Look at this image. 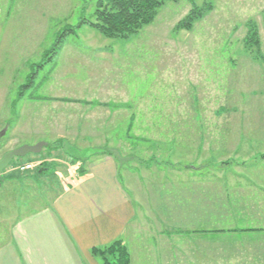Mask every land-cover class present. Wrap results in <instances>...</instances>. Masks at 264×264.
Returning <instances> with one entry per match:
<instances>
[{
    "label": "rangeland",
    "instance_id": "374dc122",
    "mask_svg": "<svg viewBox=\"0 0 264 264\" xmlns=\"http://www.w3.org/2000/svg\"><path fill=\"white\" fill-rule=\"evenodd\" d=\"M98 1L0 0V159L25 145L52 147L0 174V245L67 180L106 160L142 215L122 242L129 264H173L179 240L152 228L180 226L183 213L228 211L227 182L211 172L264 184V0L166 2L127 39L88 26ZM207 6L189 30L177 28ZM249 23L258 48L245 43ZM76 26L17 97L57 35Z\"/></svg>",
    "mask_w": 264,
    "mask_h": 264
},
{
    "label": "crops",
    "instance_id": "0c3cea01",
    "mask_svg": "<svg viewBox=\"0 0 264 264\" xmlns=\"http://www.w3.org/2000/svg\"><path fill=\"white\" fill-rule=\"evenodd\" d=\"M87 168L84 176L65 182L50 207L11 226L8 240L0 245V264H98L92 248L123 242L130 227L141 220V211H134L113 163L103 160ZM218 173L211 176L223 185L227 182L223 191L230 199L228 211L183 213L186 223L152 230L169 242L179 240V257L173 264H264V184L236 171L227 177Z\"/></svg>",
    "mask_w": 264,
    "mask_h": 264
},
{
    "label": "trees",
    "instance_id": "16d2710c",
    "mask_svg": "<svg viewBox=\"0 0 264 264\" xmlns=\"http://www.w3.org/2000/svg\"><path fill=\"white\" fill-rule=\"evenodd\" d=\"M177 0H101L98 1L94 11V22H88V26L103 37L108 39H127L129 36L137 33L142 27L151 24L156 16L157 11L166 2H176ZM208 10L207 8L198 9L193 7L188 15L177 25V28L189 30L192 23L200 19ZM83 24V23H82ZM80 24V26L82 25ZM76 28H65L61 31L49 50L43 53L41 64L34 65V69L30 72L26 82L21 85L17 97H22L25 94V89H30L33 85L35 73L37 69L42 68L47 64L51 57L56 54L63 39L75 34ZM247 34L245 38L246 45L259 47V41L255 25L247 24ZM51 145H46V150L51 151ZM59 147L54 146L53 150ZM264 160V155L260 157ZM83 170L80 169L79 175H83ZM7 179H13L12 176ZM90 254L97 258L99 264H129V253L121 240L113 241L104 247H96L90 250Z\"/></svg>",
    "mask_w": 264,
    "mask_h": 264
},
{
    "label": "water",
    "instance_id": "95a60500",
    "mask_svg": "<svg viewBox=\"0 0 264 264\" xmlns=\"http://www.w3.org/2000/svg\"><path fill=\"white\" fill-rule=\"evenodd\" d=\"M5 131L0 132V139ZM46 147L45 143H37L33 146H21L12 151L6 152L0 159V174L9 166L15 158H23L29 154H38L42 148Z\"/></svg>",
    "mask_w": 264,
    "mask_h": 264
},
{
    "label": "built area",
    "instance_id": "2783aa9c",
    "mask_svg": "<svg viewBox=\"0 0 264 264\" xmlns=\"http://www.w3.org/2000/svg\"><path fill=\"white\" fill-rule=\"evenodd\" d=\"M30 168H31V166L29 164H22L19 167V170L22 171V172H24V171H28Z\"/></svg>",
    "mask_w": 264,
    "mask_h": 264
}]
</instances>
